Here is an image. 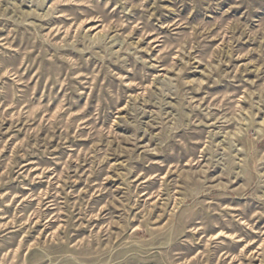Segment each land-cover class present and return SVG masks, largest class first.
I'll list each match as a JSON object with an SVG mask.
<instances>
[{
	"label": "rangeland",
	"instance_id": "1",
	"mask_svg": "<svg viewBox=\"0 0 264 264\" xmlns=\"http://www.w3.org/2000/svg\"><path fill=\"white\" fill-rule=\"evenodd\" d=\"M0 264H264V0H0Z\"/></svg>",
	"mask_w": 264,
	"mask_h": 264
}]
</instances>
